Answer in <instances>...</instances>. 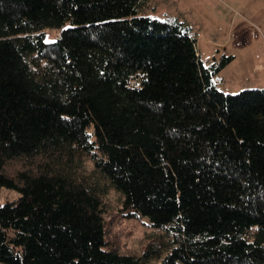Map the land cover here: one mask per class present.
<instances>
[{"label":"trees","instance_id":"1","mask_svg":"<svg viewBox=\"0 0 264 264\" xmlns=\"http://www.w3.org/2000/svg\"><path fill=\"white\" fill-rule=\"evenodd\" d=\"M144 5L0 0L1 263L264 264V87L220 90L234 56ZM107 186L163 240L123 250Z\"/></svg>","mask_w":264,"mask_h":264},{"label":"rangeland","instance_id":"2","mask_svg":"<svg viewBox=\"0 0 264 264\" xmlns=\"http://www.w3.org/2000/svg\"><path fill=\"white\" fill-rule=\"evenodd\" d=\"M142 12L160 19L185 23L190 36L197 40V50L208 66L222 55L234 59L213 77L216 86L226 93H238L246 88L264 87V0H145ZM62 28L46 29L47 43L54 42ZM84 167L92 170L86 160ZM19 193L0 189V202L16 200ZM104 200L108 209L118 216L112 219L117 229H126L122 249L141 254L148 243L163 240L164 229L150 226L146 218L120 215L121 194L106 187ZM152 258L149 264H154ZM0 264H3L0 262Z\"/></svg>","mask_w":264,"mask_h":264}]
</instances>
